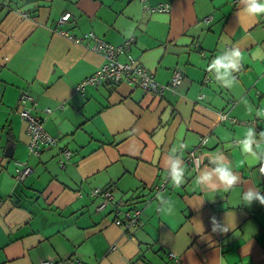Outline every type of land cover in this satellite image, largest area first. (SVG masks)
Returning <instances> with one entry per match:
<instances>
[{
  "label": "crops",
  "instance_id": "1",
  "mask_svg": "<svg viewBox=\"0 0 264 264\" xmlns=\"http://www.w3.org/2000/svg\"><path fill=\"white\" fill-rule=\"evenodd\" d=\"M146 3L171 9L149 10L143 0H0V264H264V205L242 200L249 187L264 195V174L239 143L252 129L264 155V16L243 14L239 0ZM62 31L115 45L132 39L131 54L167 87L154 93L123 81L77 91L106 59L91 38L76 43ZM231 47L242 67L226 88L208 66ZM177 69L184 77L172 88ZM27 94L36 103L26 106L60 138L40 155L29 151L21 116ZM63 147L73 151L66 168ZM173 150L186 170L179 187L163 164ZM218 153L240 176L227 192L196 183ZM192 155L203 163L188 165ZM19 161L34 166L24 181L15 177ZM97 187L124 204L100 210ZM135 209L138 225L117 222ZM213 217L229 230L213 232Z\"/></svg>",
  "mask_w": 264,
  "mask_h": 264
},
{
  "label": "built area",
  "instance_id": "2",
  "mask_svg": "<svg viewBox=\"0 0 264 264\" xmlns=\"http://www.w3.org/2000/svg\"><path fill=\"white\" fill-rule=\"evenodd\" d=\"M145 7L149 10H158V11H169L171 9L170 3H162L155 7H150L146 1ZM71 17L70 12L64 13L59 19V24H64ZM63 34L67 35L71 40L76 43H82L86 38H91L93 40L92 48L104 55L106 61L105 63L92 75L81 81L76 90L84 93L88 85L93 86H106V85H117L123 81L129 83L134 87H140L146 91H151L154 93H162L167 87L164 84L159 83L152 72H150L142 63L138 62L137 59L131 54V44L132 39L126 40L123 44L115 45L112 44L103 38L97 36L93 32H87L82 35H75L69 33L68 31H62ZM126 55L127 60L121 61L120 55ZM184 77L182 70L177 69L174 72L171 81V87H175L181 83ZM22 102L25 104L21 110L22 118L27 122V130L30 136L29 139V148L34 153H40V150L43 146H55L59 142V138L47 132L44 128L42 119L32 112V106H26L27 103H33L34 97L30 94L23 95L21 97ZM51 110V109H48ZM264 139V137L262 138ZM207 142V139H203V143ZM64 158L68 160L71 156V151L65 149L63 151ZM199 166L203 163V160L196 156L192 155L188 159V165ZM33 171V166L25 163L18 162V168L16 172V178L20 181H23L28 175ZM169 180L156 185V189L159 192H164L167 188ZM94 195L103 196V201L99 206L100 210L106 209L110 204L113 203V206L120 207L122 202L115 203V196L112 193L110 188H101L97 187L93 190ZM115 203V204H114ZM141 210L135 209L133 211H128L123 214V217L117 219L118 223H126L127 227L136 226L141 220ZM173 255V254H172ZM48 263V261H45Z\"/></svg>",
  "mask_w": 264,
  "mask_h": 264
},
{
  "label": "clouds",
  "instance_id": "3",
  "mask_svg": "<svg viewBox=\"0 0 264 264\" xmlns=\"http://www.w3.org/2000/svg\"><path fill=\"white\" fill-rule=\"evenodd\" d=\"M239 3L241 5L240 12L243 14L249 17L264 16V0H239ZM237 15L239 16V13ZM241 61L242 53L239 48H225L220 55L212 59L208 71L212 72L214 70L215 79L223 87L231 88L235 82L233 73L240 71ZM260 136L264 137V133H261ZM239 143L246 158L253 163H259L261 165L259 171L264 174V155L258 154L261 152V148L257 141L253 139V130L249 129L246 139ZM175 153L176 150H173V157L165 159L163 164L172 184L179 187L184 182L186 170L183 160ZM209 160L212 167L201 170L196 178L197 185L202 189L227 192L240 182L239 174L234 171L230 161L222 153L211 156ZM242 200L247 205H251L253 201H258L261 205H264V195H261L254 187H249L243 192ZM228 230V225L221 227L216 219L212 218L213 232H227Z\"/></svg>",
  "mask_w": 264,
  "mask_h": 264
},
{
  "label": "trees",
  "instance_id": "4",
  "mask_svg": "<svg viewBox=\"0 0 264 264\" xmlns=\"http://www.w3.org/2000/svg\"><path fill=\"white\" fill-rule=\"evenodd\" d=\"M36 103V100H34V102L33 103H31L32 105H34ZM36 115H38L41 119H42V122H44L43 121V118L39 115V114H37V113H35ZM43 125H44V123H43ZM44 128H45V126H44ZM48 132V131H47ZM50 133V132H49ZM51 134V133H50ZM53 135V134H52ZM55 136V135H54ZM58 137V136H57ZM59 138V137H58ZM263 138V137H262ZM59 143H60V139H59V142H58V144L57 145H59ZM57 145H55V146H57ZM29 146V145H28ZM55 146H43L42 148H41V150H40V153H34V152H32L31 150H30V148H29V151H30V153H32V154H34V155H40L41 154V152L45 149V148H54ZM62 149V156H61V158L59 159V163H60V166L62 167V168H66L67 167V163H68V160H66L65 158H64V153H63V151L65 150V149H69L70 151H71V156L70 157H72V155H73V151L70 149V148H68V147H63V148H61ZM20 162V161H19ZM25 163H28V162H25ZM29 164V163H28ZM31 165V164H30ZM17 168H18V163H17V166H16V172H17ZM34 172V166H33V171H32V173ZM31 173V174H32ZM30 174V175H31ZM29 176V175H28ZM27 176V177H28ZM15 177H16V174H15ZM26 177V178H27ZM25 178V179H26ZM24 179V180H25ZM23 180V181H24ZM20 181V180H19ZM112 193H113V191H112ZM114 194V193H113ZM92 195L93 196H101V195H94L93 194V191H92ZM103 197V196H102ZM116 202H122V201H116V197H115V203ZM114 203V204H115ZM113 204V203H112ZM124 203H122V205H123ZM138 225V224H137Z\"/></svg>",
  "mask_w": 264,
  "mask_h": 264
},
{
  "label": "bare ground",
  "instance_id": "5",
  "mask_svg": "<svg viewBox=\"0 0 264 264\" xmlns=\"http://www.w3.org/2000/svg\"><path fill=\"white\" fill-rule=\"evenodd\" d=\"M61 18V17H60ZM60 139V138H59Z\"/></svg>",
  "mask_w": 264,
  "mask_h": 264
}]
</instances>
